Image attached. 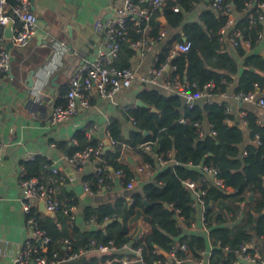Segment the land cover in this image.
<instances>
[{"label":"trees","instance_id":"trees-1","mask_svg":"<svg viewBox=\"0 0 264 264\" xmlns=\"http://www.w3.org/2000/svg\"><path fill=\"white\" fill-rule=\"evenodd\" d=\"M199 1L177 0L180 7L178 12H173L168 6L153 13L150 18L151 33L158 32L161 17L165 19L163 26L168 30L180 29L168 41L169 48L173 41L190 42L188 51L173 60L176 66L174 74L194 82L195 91L202 90L209 82L214 83L215 94L224 92L233 83L234 93L263 90L264 55L257 49L260 26H249L244 11L245 3L249 0H226L236 14L234 27L242 33V39L237 40L231 49L223 44L225 40H220L218 33L226 19L222 14L206 8L199 12L196 20H187L186 13L192 12ZM9 2L12 4L13 0ZM131 32L133 35L131 37L130 33V38L139 37L134 30ZM244 41L249 42L248 48L244 46ZM168 50L167 47L158 55L160 60ZM132 52L129 43L122 41L115 64L119 68L129 67L126 60ZM120 53H123L121 60ZM138 97L147 106L128 110L127 117L133 119L134 128L126 135L122 134L119 123L112 120L108 130L110 138L116 143L103 151L98 166L106 165L107 171L122 170L125 181H128L133 177L132 171L126 161L120 162V158L123 153L135 151L140 156L141 164L156 167L153 154L140 148L147 141H155L153 153L167 154L172 151L174 162L159 169L152 181L142 184L141 190L134 191L130 196L131 202L118 197L97 206L85 207L84 219H93L102 227L96 230L81 232L75 224L69 229L65 217L59 212L55 213L56 218L45 216L43 220H38L32 209L29 216L51 238L47 252L41 254L50 255L53 251L61 254L65 249V240L71 242L73 250L113 245L115 251H122L126 244L131 251L141 249L142 264H157L164 259L162 252L168 251L169 244L177 241L187 246V252H178L181 264H192L198 260L199 252L208 245L211 246L210 264H231L236 259L235 250L241 244L259 239L264 249V127L257 123V115L246 112L244 119L249 141L241 147L245 139L244 128L239 119L224 113V104L195 103L187 108L178 95L166 96L148 87H144ZM227 117L233 122L227 123ZM181 119L184 121L181 122ZM194 122L207 124L215 135L206 133L200 138ZM144 132H147L146 135ZM255 134L259 135L260 145L253 142ZM75 140L76 144L69 147L67 156L99 144L87 138L83 131L76 132ZM202 164L217 167L218 176L232 189L230 192L217 187L206 190L203 197L206 236L202 232L189 230L185 233L177 220V215L183 217L185 225L195 220L196 200L180 181L196 177ZM47 166L48 162L43 158L23 162L28 177L38 176ZM89 180L94 189L95 176ZM240 210L242 217L236 219L235 215ZM111 218L121 221L115 220L105 226ZM138 222L147 223L150 229L139 240L133 241L132 228ZM68 230L72 234L69 235ZM91 241L95 244L91 245ZM123 256V253L115 252L110 256L116 259L111 264H119L118 260ZM60 264L80 263L70 260Z\"/></svg>","mask_w":264,"mask_h":264},{"label":"crops","instance_id":"crops-1","mask_svg":"<svg viewBox=\"0 0 264 264\" xmlns=\"http://www.w3.org/2000/svg\"><path fill=\"white\" fill-rule=\"evenodd\" d=\"M122 2L123 0H32V11L38 24L37 33L25 48L11 49L10 70L0 75V264H11L22 242L31 236L26 226L29 215L22 208L19 183L20 173L22 169L25 170L23 162L34 161L37 158H43L48 162V166L38 173V177L46 187L54 189L60 199L74 201L77 206L75 227L78 230L84 232L102 228L93 219L85 220L83 217L85 207L97 206L99 203L94 202L96 195L85 193L82 186L84 181H90V177L95 174L102 157L86 162L81 170L71 168L66 156L69 147L76 144V132L83 131L87 138L102 143L104 151L105 141L108 142L109 147L111 145L108 127L112 120L119 123L123 135L134 128V121L131 117H127V112L136 106H141L137 105V101L142 102L138 95L144 87L156 89L166 96L173 95L170 90L160 86L161 80H158L157 84H151L136 79L113 98H103L94 93L90 108L81 109L76 116L58 124L51 125L48 122V114L52 107L64 103L63 96L67 91L72 71L83 61L94 58L96 52L103 47V31L94 28L95 21H102L112 16ZM206 8L212 10L210 0L209 2L200 0L194 5L192 12L186 13L187 20H196L199 12ZM161 23V26L165 24L163 17ZM258 25L261 38L257 49L263 54L264 18ZM164 28L166 37L161 40L153 39L156 33H151V27L143 32L134 31L139 34L136 39L128 36L126 41L133 52L126 62L138 78L149 76L154 58L163 49L167 47L169 49L168 41L180 31V29L168 30L165 26ZM130 33L132 37L133 34L131 31ZM140 39L147 40L148 46L142 45L133 49L132 42ZM52 40L64 41L67 50L60 69L47 79L42 91L37 92L42 77L40 70L48 60ZM223 44L229 49L232 47L227 40L223 41ZM122 56L123 53H120L119 60ZM234 86V83L229 84L223 92L224 96L220 95L221 93L212 94L210 101L229 105L232 109L231 116L236 119H239L241 113L246 115L247 111L254 112L258 118L264 117V112L253 104L242 102L235 97ZM182 102L184 104L183 100ZM197 103L206 102L200 99ZM151 110L155 111L154 108ZM241 125L245 137L241 144L243 147L249 139L245 124L241 123ZM208 129V125L204 124V130L208 131ZM170 152L169 162L163 165L156 162V167H151L148 174L138 173L139 166L148 164H141L140 156L135 151L123 153L120 162L126 161L132 171L133 177L130 178L134 182L132 190H141L142 184L152 181L159 169L172 164L173 152ZM112 177L111 193L126 189L119 176ZM120 197L127 202L130 201V196ZM32 209L35 210L38 220H43L45 216L56 218L55 213L43 212L41 202L36 203ZM201 214L202 208L196 204L194 222L197 225L201 223ZM141 225L142 236L150 228L147 223L141 222ZM137 226L138 223L132 228L133 235L137 231ZM183 229L185 233L189 232L185 227ZM68 234H72L71 230H68ZM202 234L206 236L207 231ZM253 244L254 250L262 254L260 240L253 239ZM43 250L46 252L45 249ZM206 250L210 252L211 246L208 245ZM115 252L124 254L118 262L126 259L128 264H134L135 254L129 248H123L122 251L115 249L101 251L91 248L71 261L80 264H111L116 260L110 257Z\"/></svg>","mask_w":264,"mask_h":264},{"label":"built area","instance_id":"built-area-1","mask_svg":"<svg viewBox=\"0 0 264 264\" xmlns=\"http://www.w3.org/2000/svg\"><path fill=\"white\" fill-rule=\"evenodd\" d=\"M170 6L173 12H178L180 7L177 0H123L122 4L116 8L112 16L105 21L97 20L94 23V28L103 31V47L100 48L94 58L83 61L71 73L68 88L63 99L64 103L52 107L48 114V122L51 125L76 116L81 109L91 107V99L94 93L103 98H113L118 92L129 87L136 79L144 83L157 84L161 80L160 86L168 89L173 95H178L187 108H191L198 100L203 99L207 103H211L210 99L215 88L213 82L205 84L202 90L195 91V83L186 79L180 78L174 74L176 66L173 60L180 57L190 48V42H175L173 43L166 56L160 60L157 56L152 62L148 77H137L134 70L130 67L119 68L115 64L118 57L120 44L122 41L128 40L130 31L143 32L149 28V21L153 13L160 12L164 8ZM210 8L213 12L225 16V23L219 29L220 40H227L231 46L237 43V40L242 39V33L234 27L236 14L232 5L226 0H210ZM244 11L247 13V18L250 27L257 26L264 18V1L255 2L249 0L245 3ZM11 23L10 33L8 38L4 34V27ZM38 30L37 18L32 11V0H13L11 4L9 0H0V75L7 73L10 70L11 64V49L25 48L34 38ZM166 37V29L161 26L153 39L161 40ZM258 38H261V33L258 32ZM148 46V41L140 39L132 42V48L136 49L139 46ZM244 46L249 47V42L244 41ZM66 43L64 41L50 42V53L46 64L41 68V82L37 92L42 91L43 86L47 83V79L62 66V58L66 53ZM224 83V81H223ZM222 96L225 94L221 92ZM235 97L242 102L253 104L257 109L264 112V89L261 91L238 92ZM29 105V104H27ZM224 113L231 116L232 109L229 105L224 104ZM245 114H240V122L246 124ZM133 120V119H131ZM184 119H181L183 122ZM227 123H232V119L227 117ZM257 123L264 127V117L258 118ZM194 127L198 132V136L202 138L206 133L210 136L215 135V131L209 127L208 131L204 130V123L194 122ZM253 142L257 145L261 144L259 135L255 134ZM115 140L111 139L110 144L114 145ZM155 141H147L140 145L144 151L152 153L158 164H166L170 160L171 152L167 154L153 153L152 148ZM1 147V144H0ZM103 152V144L99 143L95 147H87L83 150L76 151L70 156H66L69 166L75 170H81L83 165L91 160L99 159ZM149 165L139 166L138 173H150ZM200 173L194 178H185L180 182L194 196L196 204L202 208L200 224L195 222L185 225L183 217L177 215L178 222L189 231L205 232V217H204V199L206 190L211 187H217L227 192L231 188L226 186L223 180L218 176V168L214 166L200 165ZM119 176L121 182L126 186L127 190L133 189V180L125 181V174L122 170L107 171L106 165L98 166L94 174L95 183L92 189L91 181L83 182V190L85 193L96 196H104L111 193L113 190L112 176ZM20 187L22 208L29 215L34 205L38 202L43 203L46 211L50 213H61L66 220V223L71 229L76 220L77 206L73 200L60 199L54 189L46 187L38 176L28 177L26 171L22 169L20 173ZM131 202V199L130 201ZM178 212V211H177ZM176 212V213H177ZM242 217V210L235 215L236 219ZM26 226L31 232V236L25 239L17 254L13 257L11 264H60L62 262L77 259L86 249L79 248L73 250L71 242L65 240V249L61 254L53 251L50 255L41 254L43 249L47 250L51 242V238L46 232L40 229L33 217L28 216ZM38 242H41L39 246ZM94 245L95 242L91 241ZM123 248H128L126 244ZM98 250L105 251L114 249L113 245H99ZM187 252V246L184 243L173 241L169 244V249L166 251L164 259L158 261L157 264H181L178 257V252ZM47 252V251H46ZM135 258L134 263L142 264L141 249L133 251ZM159 252V251H158ZM45 253V252H44ZM200 257L192 264H210L208 250L199 252ZM236 259L231 264H264V249L262 254L254 250L253 240L249 243H244L235 250ZM119 264H128L126 259H121Z\"/></svg>","mask_w":264,"mask_h":264},{"label":"water","instance_id":"water-1","mask_svg":"<svg viewBox=\"0 0 264 264\" xmlns=\"http://www.w3.org/2000/svg\"><path fill=\"white\" fill-rule=\"evenodd\" d=\"M105 20H106V18H104L102 21H105ZM163 20L165 21L164 18H163ZM10 26H11V23H8L4 27V34L8 38L11 36ZM262 55H264V53ZM33 73L34 72L32 71L31 74H33ZM137 105L146 106L145 104H143L140 101H137ZM146 133L147 132H144V135H146ZM104 145H105L104 150H106V149L109 148V145H108V142L107 141L104 142ZM133 192H134V190L124 189L122 192L108 193V194H106L104 196H95L94 197V202L95 203H106V202H109V201L113 200V198H118L120 196L129 197V196H131L133 194ZM250 199H252V195L250 196ZM144 203L147 204L146 201H144ZM165 207H168L167 204H165ZM43 212L50 213V212L46 211L44 205H43ZM115 220L121 221L119 218H111V219H109V220L106 221L105 226L109 225L111 222H113ZM142 232H143V227L141 225V222H138L137 231L135 232V234L133 235V238H132L133 241L139 240L140 237H141ZM38 245L41 246L42 245L41 242H38ZM45 251H47V250H45ZM162 253L164 255H166L165 252H162Z\"/></svg>","mask_w":264,"mask_h":264}]
</instances>
